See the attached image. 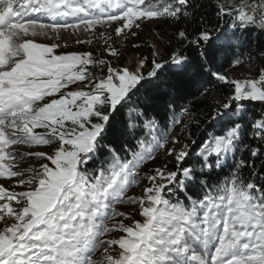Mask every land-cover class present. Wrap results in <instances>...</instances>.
I'll use <instances>...</instances> for the list:
<instances>
[{"label":"snow or ice","instance_id":"snow-or-ice-1","mask_svg":"<svg viewBox=\"0 0 264 264\" xmlns=\"http://www.w3.org/2000/svg\"><path fill=\"white\" fill-rule=\"evenodd\" d=\"M148 24L173 28L129 67L115 45ZM252 32L258 66L229 78L224 63L244 61L218 53ZM73 37L100 55L65 51ZM189 73L200 74L198 98L208 97L201 82L227 89L210 112L222 133L191 163L170 132L192 113H177L166 79ZM159 155L162 167H146ZM229 157L227 179L209 184ZM257 161L264 172V0H0V264H264ZM197 183L209 191L193 199ZM133 187L140 195H128Z\"/></svg>","mask_w":264,"mask_h":264},{"label":"trees","instance_id":"trees-1","mask_svg":"<svg viewBox=\"0 0 264 264\" xmlns=\"http://www.w3.org/2000/svg\"><path fill=\"white\" fill-rule=\"evenodd\" d=\"M211 13V20L212 23L216 24V17L215 13L211 12V10H208ZM227 21L226 23L221 21L220 23L224 25L226 31L231 34L232 31H234L232 27V22L230 18H225ZM173 28V25H165L161 24L159 27L154 26V30L152 32L153 40L155 43L158 39L157 33H164V32H171ZM138 36L132 37V40L135 42V44L141 45L139 49H132L137 53V55H148L149 54V48L148 45L153 44L152 41L147 39L146 37H143L140 32L137 30ZM240 46L239 48H233L231 50H228L226 52H220L218 53L219 57L227 56L229 59H234L236 57H239L244 61V64L242 66H238L237 68L233 69L229 66V64L224 63L223 67L220 68V71L224 72L225 69L226 75L229 78H232L231 72L234 70L242 69L245 70L248 75H250V71L247 67L248 63L251 62L254 66H258L259 63V52L258 49H261V38L259 37V34L256 32H252L251 35L248 33L240 34ZM127 40H123L122 44L123 46L118 43L115 46L119 49V51L123 50L125 48V44L127 43ZM132 48V47H131ZM87 51H92L96 55H100V49L97 44H93L92 46H87ZM253 57L250 61L249 57ZM199 73L197 74H186L185 76H178L176 74H169V76L166 78L170 82L176 83V110L177 113L182 109L184 105H189L190 112L192 115L190 117H184L182 118L184 120L183 124L176 125L171 129L170 135L175 136L176 134L179 135L181 144L187 143L189 145V162L195 161L198 159L196 156V153L200 150V148L204 147V145L209 142L213 135L222 133V129L219 125H216L211 119H210V112L212 107L215 105L216 99H224L227 89H224L223 92H220L218 88L213 87L212 83H203L202 87H206L208 91V97L205 99L204 97H197V88L201 87V85L197 84V80L199 77ZM162 88L167 89L166 84L161 85ZM182 97V98H181ZM136 99L135 97L133 98ZM123 111V110H122ZM250 113L254 114L255 116H259L261 114L260 105L257 102L254 107L250 109ZM170 115L171 113L168 112L165 114V116L158 117L161 124H170ZM118 117L117 119H119ZM184 124H187V128L184 127ZM176 135V136H177ZM190 137V139H189ZM170 159V158H169ZM165 161V157L163 155H159L158 159L156 161H149L148 165L146 167H162L163 163ZM233 161L229 157L226 164L223 166V170L221 171L220 168L213 167L210 175L211 180L209 181V184L214 185L216 182L223 183L231 171L230 168L227 166L229 164H232ZM259 164L260 162H256V171L259 173V176L256 177H250V179H253L256 183H262L260 177H264V172H260L259 170ZM175 162L169 164V168H174ZM199 167V165H197ZM203 179L208 180V177L205 176ZM136 190L140 193L139 187H133L129 190L128 195H130V192L132 190ZM209 191V188L203 187L199 183L196 184L191 189V194L193 196V199L196 198H203L204 194ZM179 199L183 201L185 199V196L187 193L177 194ZM173 199H176V197H173ZM132 206H125V205H119L117 206V210L120 211V208H127ZM120 219V218H118ZM99 253H97L98 255Z\"/></svg>","mask_w":264,"mask_h":264},{"label":"rangeland","instance_id":"rangeland-1","mask_svg":"<svg viewBox=\"0 0 264 264\" xmlns=\"http://www.w3.org/2000/svg\"><path fill=\"white\" fill-rule=\"evenodd\" d=\"M154 30V25L153 24H148L147 27H144L142 28V30H138L140 32V34L143 36V37H146L147 39H149L150 41H152V43L154 42V38H153V35H152V32ZM65 38L68 37V34H62ZM74 37L71 39L70 41V47L68 49H66L65 51H77V52H83V51H87V46L88 45H76L74 43ZM127 43L125 44V48L123 50H121V59H122V62L131 67V64L133 62H135V60L137 59L138 55L135 51H133L131 48L133 44H135V42L132 40V37L130 36L128 39H127ZM38 42H43V43H50V41L44 39V40H40L38 38ZM63 42V41H61ZM231 75H232V78H245V77H248V73L245 71V70H242V69H238V70H234L231 72ZM177 135V134H176ZM175 135V136H176ZM177 148H179V145L176 146ZM21 151H29V149H26V148H21L20 149ZM36 150H41V151H47L48 149L46 147H41V148H34V149H31V151H36ZM30 165L28 163H23L21 165L22 168H27L29 167ZM5 186L7 187V184H5ZM130 195H140V193L137 192V189L136 190H132L130 192ZM120 211L124 212L125 214L127 215H131L133 219H141V217H139L138 215H135L133 213V208L132 207H127V208H120ZM122 219V218H120ZM132 221L131 220H128V221H125L126 224H130ZM4 225L2 223H0V227H3ZM116 235H120V233H116ZM99 255V254H98Z\"/></svg>","mask_w":264,"mask_h":264}]
</instances>
